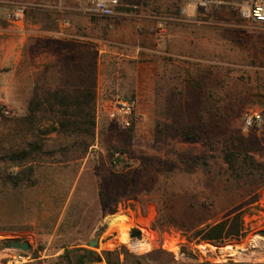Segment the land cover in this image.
Masks as SVG:
<instances>
[{"label":"rangeland","instance_id":"1","mask_svg":"<svg viewBox=\"0 0 264 264\" xmlns=\"http://www.w3.org/2000/svg\"><path fill=\"white\" fill-rule=\"evenodd\" d=\"M242 1L206 7L123 0L112 16H91L74 2L63 9L50 0L0 2V76L14 74L22 88L8 104L0 100V264L17 240L30 244L26 264H79L77 253L66 254L79 248L118 250L122 264L264 260L260 175L235 180L221 152L227 140L261 137L264 129V24L241 16ZM13 2L27 6L26 34L8 31L4 13ZM65 19L70 28H62ZM99 57L94 135L60 132L56 114L66 106L52 93L82 94ZM149 66L153 82L141 84L138 94L133 76ZM120 77V92L110 95ZM98 94L105 107L116 96L135 100L131 126L98 112ZM31 101L33 119L26 118ZM248 117L255 120L250 127ZM30 142L42 148L11 160ZM253 145L258 150L250 153L264 161V144ZM19 172L31 185L9 183ZM233 211L243 213L246 238L224 245L189 241L184 225ZM133 228L142 236L132 237ZM145 232L150 244L133 246Z\"/></svg>","mask_w":264,"mask_h":264},{"label":"trees","instance_id":"2","mask_svg":"<svg viewBox=\"0 0 264 264\" xmlns=\"http://www.w3.org/2000/svg\"><path fill=\"white\" fill-rule=\"evenodd\" d=\"M96 64L94 62V69L90 76L91 81L85 87V91L79 95L77 93L72 96L68 90H62L58 88L53 94L54 102L62 107L66 106L64 110L57 111L56 123H58L60 132L64 133H76L92 137L94 135L95 126V99H96ZM82 89H80L81 91ZM34 101L29 104V113L26 118H34ZM69 106L77 107L76 110H69ZM52 111L54 110V104H51ZM36 118V115H35ZM226 145L221 149L224 163H226L227 172H230L234 176L235 180H240L246 175H253L256 172L259 173L261 186H264V161H258L251 151L258 150L253 144L260 143L261 146L264 144V129L262 136L258 137L256 134H251L249 137L239 135L231 141H226ZM29 149H23L20 152L13 151L11 153V160L22 161L29 157L35 150L41 149L42 146L37 143L30 142L28 145ZM33 173L34 167L29 168ZM22 173H16L15 177L9 178V183L13 187H20L21 185H31L26 183ZM230 178L227 179V181ZM185 230L190 235L188 236L189 241L200 242H211L218 245H224L229 241H241L250 232L245 227L244 217L241 211L230 212L227 216L214 222L201 221L200 223L185 226ZM82 252V253H81ZM70 253H77L76 262L79 264H98L105 260L107 264H122L120 252L118 250H107L103 254L88 249L79 248L75 250H67L66 254L69 256ZM127 254V258H128ZM94 257V258H93ZM69 258V257H68Z\"/></svg>","mask_w":264,"mask_h":264},{"label":"built area","instance_id":"3","mask_svg":"<svg viewBox=\"0 0 264 264\" xmlns=\"http://www.w3.org/2000/svg\"><path fill=\"white\" fill-rule=\"evenodd\" d=\"M55 8L63 9V4L74 2L81 6L86 13L91 16H112L115 14L117 8L121 5L123 0H50ZM196 6H212L221 3L223 0H182ZM5 2V0H0ZM241 16L248 21L256 24H264V0H243L239 4ZM187 9L183 8V13ZM4 20L8 25V31L16 34H26L27 28V6L23 3H12L6 8L4 13ZM62 28H70L71 23L69 20L61 21ZM136 102L133 99H127L116 96L108 100L107 106L98 105V112L105 111L108 117L117 122L122 128H128L132 124L133 116L136 112ZM8 113V111H6ZM254 119L248 117L245 121L246 127L254 125ZM120 154L117 152L116 157ZM15 252L10 254L7 264H26L30 261L31 257L26 251L14 249ZM232 264H246V262L237 261Z\"/></svg>","mask_w":264,"mask_h":264},{"label":"crops","instance_id":"4","mask_svg":"<svg viewBox=\"0 0 264 264\" xmlns=\"http://www.w3.org/2000/svg\"><path fill=\"white\" fill-rule=\"evenodd\" d=\"M12 72V71H11ZM96 72H97V77H96V83L98 86V90H100V86L103 80V77L101 75L102 72V62L101 59L99 57V59L97 60V64H96ZM134 86L133 88L136 89L134 92L139 94V88L141 86V84L146 85L148 84V86L150 87L152 82H153V76H152V71H151V67L149 66L147 72L145 70H143L142 73L140 72H135L134 76ZM124 81V77H120L118 78V82L117 85L114 86V88L116 89V91L114 90H110L109 94L113 95L116 94L117 92H120V89L122 88V83ZM20 82L18 80V78L16 76H14V74L11 73H7L6 75H1L0 76V100L5 101V103H9V100H12L13 98L17 97L18 94L17 92H22V88L19 86ZM38 83L37 78H35V88H36V84ZM111 89V88H110ZM113 89V88H112ZM113 91V92H112ZM25 97H29V96H25ZM31 97V95H30ZM99 94H98V98H97V106L99 105ZM234 258H229L230 260H236V257L233 256ZM238 261H242V262H246V264L249 263H253V264H264V260H259V261H254L253 259H245V260H238Z\"/></svg>","mask_w":264,"mask_h":264},{"label":"water","instance_id":"5","mask_svg":"<svg viewBox=\"0 0 264 264\" xmlns=\"http://www.w3.org/2000/svg\"><path fill=\"white\" fill-rule=\"evenodd\" d=\"M259 233L263 234L264 236V230H261ZM131 236L134 238H139L142 236V232L138 228H133L131 230ZM89 244L91 246H96L97 244H99V238L97 237L95 240H91ZM14 247L23 251H28L30 249V244L27 241L17 240L14 242Z\"/></svg>","mask_w":264,"mask_h":264},{"label":"bare ground","instance_id":"6","mask_svg":"<svg viewBox=\"0 0 264 264\" xmlns=\"http://www.w3.org/2000/svg\"><path fill=\"white\" fill-rule=\"evenodd\" d=\"M148 234V233H147ZM147 234H146V232L144 233V236H143V240H137V241H134L133 242V246H135V247H139V246H142L144 243V241H147L148 243L151 241L150 239V236L148 237L147 236ZM259 235H261V236H263V234H261V233H258ZM149 235V234H148ZM254 240L255 241H258L259 240V236H256V237H254ZM150 244V243H149ZM154 244V243H153ZM146 245V244H145ZM152 246V245H151ZM141 248V247H140ZM220 250H221V252H223L224 251V248H220ZM240 250H246V249H240ZM239 253H241V251H239ZM243 254V253H242Z\"/></svg>","mask_w":264,"mask_h":264}]
</instances>
